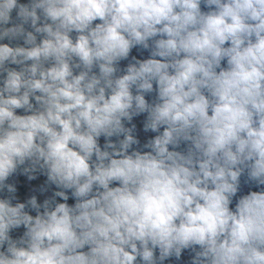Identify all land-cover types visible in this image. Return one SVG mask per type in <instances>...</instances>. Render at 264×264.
I'll return each mask as SVG.
<instances>
[{"label":"clouds","instance_id":"9594fccd","mask_svg":"<svg viewBox=\"0 0 264 264\" xmlns=\"http://www.w3.org/2000/svg\"><path fill=\"white\" fill-rule=\"evenodd\" d=\"M186 250L264 264V0H0V264Z\"/></svg>","mask_w":264,"mask_h":264}]
</instances>
